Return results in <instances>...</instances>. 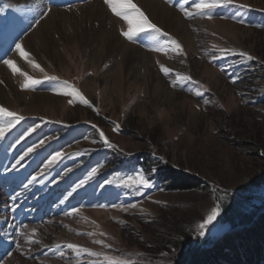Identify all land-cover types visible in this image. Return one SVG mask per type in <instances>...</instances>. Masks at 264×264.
Here are the masks:
<instances>
[{"label": "rangeland", "instance_id": "374dc122", "mask_svg": "<svg viewBox=\"0 0 264 264\" xmlns=\"http://www.w3.org/2000/svg\"><path fill=\"white\" fill-rule=\"evenodd\" d=\"M57 1L37 0L38 7L31 8L22 23V14L11 16L10 6L0 0V88L5 94V99L0 95V106L26 117L0 140V264H109L105 257L128 264H176L193 247L208 245L227 230L231 211L226 212L227 205L232 201L250 196V208L264 204V0H235L248 7L226 4L191 18L181 11L184 0H157L184 22L179 33L165 29L131 0L181 44L183 54L179 55L170 48L167 53L152 51L167 43L168 38L158 34L141 33L135 42L128 41L121 35L127 23L104 0L69 5ZM91 1L121 22L115 30L122 42L154 58L153 69H144L143 61L137 60L121 70L119 53L94 63L98 46L70 49L58 33V58L38 48V43H28L27 37L52 13L63 18ZM184 6L195 12L190 4ZM48 7L51 12L36 25ZM184 33L189 34L188 40L183 39ZM17 43L49 75L74 84L93 107L68 104L69 97L49 90L51 82L35 90L21 89L24 77L14 74L3 59H12L34 79L42 80L44 73L15 52ZM220 48L242 50L253 59L223 55ZM161 64L174 73L190 75L199 84L178 82L173 87L175 76L166 77ZM197 90L201 96L194 94ZM37 95L54 100L35 104ZM4 119L0 117V122ZM36 125L34 132L20 139ZM117 125L118 131L114 130ZM101 131L115 148L103 143ZM42 139L45 145L26 156L22 167L16 165ZM56 151L65 155L46 168ZM94 167L99 168L98 174L76 188ZM137 173L152 184L141 189L142 195L121 183ZM168 173L199 187L170 190ZM32 176L37 181L28 184ZM109 180L112 183H105ZM217 204L219 216L200 236L199 224ZM32 229L39 243L29 246L20 233L32 235ZM17 241L22 250H17ZM69 242L102 255L77 257L63 247ZM56 244L61 248L56 249Z\"/></svg>", "mask_w": 264, "mask_h": 264}, {"label": "snow or ice", "instance_id": "6c2138e0", "mask_svg": "<svg viewBox=\"0 0 264 264\" xmlns=\"http://www.w3.org/2000/svg\"><path fill=\"white\" fill-rule=\"evenodd\" d=\"M105 4L108 6L109 9L117 16L123 19L127 23V30L122 31L121 35L124 36L128 41L135 42L136 38L141 34L144 33L146 35H153L158 34L160 37H165L167 39V43L165 45L152 48V51L156 52H164L167 53L169 51V48L172 52L179 54H183V48L181 44L174 38H171L169 33L164 32L162 29H160L156 24L152 23L150 19L133 3H131V0H104ZM190 7L195 9V12L189 10L188 7H185L184 5H189ZM226 4H233L238 8H247L248 5L243 4H236L235 0H184V5L181 6V11L184 13V16L186 18H191L195 14H206L212 10H215L222 5ZM51 12V7H48L40 16V19L35 21V24L38 25L40 23V20H43L45 17L48 16V14ZM236 17H233L235 19ZM207 19H212L211 15H207ZM243 23V21H240ZM213 47H216L213 45ZM220 53L223 55H238L244 59L252 60L253 57L245 52V51H238L235 48H220L218 49ZM15 52L19 54L20 57L24 58L29 65H31L33 68L39 69L41 72L44 73L43 79H34L32 76H30L28 73L21 71L14 61L12 59H3V64L6 65L9 69L12 70L14 74L19 73L21 76L24 77V82L21 84V89H31L35 90L37 85H41L44 82H51L49 85V90L52 91L54 94L57 95H63L66 97H69L68 104L72 105L77 102L84 104L88 107H93V105L89 102L88 99L85 98V96L82 94V92L72 83H70L67 80H61L56 75H49L47 72L44 71V69L36 63L35 59L31 57V54L27 52L23 46L22 43H17L15 45ZM7 55V53H5ZM217 56H213L212 59H217ZM159 63V62H157ZM160 71L167 77L170 74H173L175 76V79L171 80V84L173 87L177 85L178 82H190L193 85L199 84L198 81L193 80L190 75L186 74H180L178 72L173 71V69L166 67L164 65H160ZM0 83H3V81H0ZM235 83V81H233ZM203 87L202 85L200 86ZM196 96H201L202 92L200 90H197L194 93ZM205 104L208 103L207 100L204 101ZM0 117H4L5 119L3 122H0V140L4 139L6 134L10 132L13 128L16 127L21 121H24L26 117L23 115H20L16 112L9 111L6 107L0 106ZM39 127L38 125L34 127H30L27 129V131L20 137V139H23L24 136L29 135L30 133L34 132L36 128ZM95 127V126H94ZM116 131L119 130V125L116 126L114 129ZM100 137L103 140V143L109 147V148H115L116 145L109 142L107 137L104 135V133L100 132ZM20 141L17 140L16 143H19ZM45 145V140H40L38 144H33L32 147H29L27 151L24 152L22 156L16 161V165H21V161L24 160L26 156H28L30 153L34 152L37 148H42ZM264 154V153H262ZM65 153L56 151L55 154L51 155L50 159H48L47 164L45 165L46 168H50L54 164H56ZM79 155V153H77ZM16 165H13V167H16ZM23 165H21L22 167ZM71 171V169H69ZM99 172V168L94 167L91 169V171L88 173L87 177L80 181L78 185H76V188L82 187L85 185L89 180H91L93 177H95ZM37 181V176H32L31 179L28 181V184H32ZM105 183H112V181H105ZM121 183L128 187L133 188L136 191L137 195H142L143 192L141 189H149L152 187V184L145 175L142 173H137L135 176H127L126 178L121 180ZM28 185H24V187H27ZM76 188H73V192L76 191ZM71 195V193H69ZM16 197H13V200H15ZM131 207H135V205H131ZM15 210V208H13ZM77 209H73V212H77ZM220 205L217 204L215 207L211 209V211L208 213L206 218L203 220L201 224H199V235L204 236L205 230L207 229L208 225L212 224L216 218L220 214ZM27 226H25L26 228ZM32 235H29L25 231H21L20 235L25 237V243L29 246L33 244H38L39 241L35 240L33 237L36 233V229L31 230ZM89 236L94 235V233L89 232ZM100 235H105L104 233H100ZM97 244L103 245L105 247H110V245L105 244L104 240H96L94 241ZM17 250H22V245L19 241L16 242ZM64 248L71 250L76 254L77 257L81 255H88V256H100L102 253L92 251L89 248L82 247L79 244L76 243H66ZM56 249H60L61 245L56 244ZM60 255L63 256L64 252L61 251ZM106 260L109 261V264H128L125 260H116L112 257H105Z\"/></svg>", "mask_w": 264, "mask_h": 264}, {"label": "bare ground", "instance_id": "6f19581e", "mask_svg": "<svg viewBox=\"0 0 264 264\" xmlns=\"http://www.w3.org/2000/svg\"><path fill=\"white\" fill-rule=\"evenodd\" d=\"M2 1L10 6L11 16L18 14V12L22 14V23L25 22L27 12L31 11V8L38 7V4L35 5L37 0ZM22 1L24 2L23 7L21 6ZM133 1L136 2V4L138 3L145 13H148L154 21L159 23L165 29L173 30L176 33H179L184 29L185 24L181 18L157 0ZM61 2H63V0H61ZM109 15L110 14L105 12V9L100 3L92 1L82 7L71 10L68 13L66 12L63 18L60 17L61 13H52L42 23H40L32 35L27 37L28 43L32 45L36 42L38 43L37 45H39L38 48H41L43 51L52 52V54L58 58L59 54L57 55L56 53L59 43L56 39L57 37L55 36V34L58 33L62 35V38L66 39L67 45H69L70 49L74 48L75 50H78L81 46L91 49L98 46L97 51L95 50L96 55L94 57V63L99 62L102 58L104 59V57L108 55H118L119 53L121 56V70L123 69V66H131V64L137 60L143 61L145 66L144 69H147L148 71L153 69L154 58L148 54H143L134 47L122 42L115 30L117 27L121 26V22L117 18ZM224 24L236 27L229 23ZM182 37L183 39L188 40L189 34L184 33ZM0 95H2L5 99V94L1 88ZM53 100V98L46 95H37L33 98V103L40 101L42 104H50ZM3 177L6 179L7 176L3 175ZM29 206L31 205L29 204Z\"/></svg>", "mask_w": 264, "mask_h": 264}, {"label": "trees", "instance_id": "16d2710c", "mask_svg": "<svg viewBox=\"0 0 264 264\" xmlns=\"http://www.w3.org/2000/svg\"><path fill=\"white\" fill-rule=\"evenodd\" d=\"M141 163V161H140ZM143 165H149L143 161ZM144 170L147 168L144 167ZM168 173L170 190L196 189L185 179H176ZM253 199L246 196L227 205L228 228L208 245L193 247L176 264H264V204L250 208Z\"/></svg>", "mask_w": 264, "mask_h": 264}]
</instances>
